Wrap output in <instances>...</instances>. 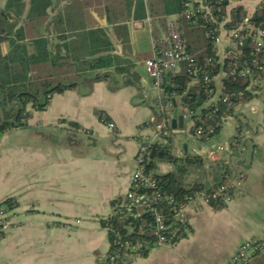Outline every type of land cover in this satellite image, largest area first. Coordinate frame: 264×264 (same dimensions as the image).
Segmentation results:
<instances>
[{"label": "crops", "instance_id": "0c3cea01", "mask_svg": "<svg viewBox=\"0 0 264 264\" xmlns=\"http://www.w3.org/2000/svg\"><path fill=\"white\" fill-rule=\"evenodd\" d=\"M260 1L230 0L227 15L239 6L249 17ZM7 3L0 0V16ZM23 3L19 17L10 12V23L19 26L26 20L30 0ZM168 16L128 22V41H123L107 24L103 7L89 9L87 21L112 30L108 35L114 53L124 58L137 82L125 85V75L115 77V84L113 80L89 84L80 80L76 89L54 94L46 110L28 106L30 117L25 126L0 133V206L8 205L3 204L8 199L16 205L10 216L12 226L0 237V264H99L108 254L102 220L129 190L139 142L153 137L147 124L150 118L163 119L145 61L165 36ZM49 39L58 44L56 34ZM10 49L9 41L2 42L0 56ZM173 100L184 114L182 105ZM172 112L173 103L166 113L171 116ZM186 122L190 124L187 130ZM108 123L114 125L113 130ZM192 126L190 119H184V129H170V136L160 144L171 140L173 153L184 157L231 144L234 138L242 143L224 151L219 163L204 160L202 174L191 170L185 177L188 188L198 180L211 184L221 165L233 167L232 179L239 173L244 177L234 182L232 200L223 208L187 206L190 233L174 246L154 248L132 264H228L243 242H264V89L236 106L234 115L210 142L192 137ZM155 164L157 175L174 171L170 162Z\"/></svg>", "mask_w": 264, "mask_h": 264}, {"label": "trees", "instance_id": "16d2710c", "mask_svg": "<svg viewBox=\"0 0 264 264\" xmlns=\"http://www.w3.org/2000/svg\"><path fill=\"white\" fill-rule=\"evenodd\" d=\"M186 2L187 0H30L26 20L18 26L15 22L10 23L9 17L10 12L18 17L22 14L23 0H8L4 15L0 16V44L7 40L11 48L8 54L0 56V133L9 128L25 126L30 117L28 106L31 105L36 111H44L54 94L76 89L80 80L87 84L113 80L112 83L115 84V77L125 75V85L137 82L136 75L125 65L124 58L114 53V45L107 29L90 25L87 21L86 15L91 7H103L107 24L123 41H128V22L180 13ZM228 4L229 0H207V5L213 6L215 10L221 8L213 13L218 21L227 19ZM247 18L257 29L264 28L263 8H257L248 17L239 6L231 10L230 19L225 25L236 28ZM160 21L163 23L161 18ZM181 23L187 49L192 52L200 51L197 63L209 70L211 77L217 76L221 71L229 72L228 62L225 60L223 66L218 61L212 51V39L206 37V33L216 25L204 20H199L198 24L192 26L186 24L184 19ZM50 34L57 35L58 44H52ZM245 52L250 60L249 65L253 67L252 48L247 45ZM254 56L264 66V53ZM210 57L214 59L211 66L207 64ZM256 74L258 73H255L257 77ZM261 76L264 77V74ZM221 77L220 81L224 86L222 93L234 95L230 100L234 105L244 104L256 96L254 92L247 90L250 77L244 78L238 73ZM216 86L215 80L206 85L201 77L198 83L191 84L188 67L184 65L177 73L168 75L164 85V103L170 108L172 100L176 99L183 108L185 106L194 122L190 134L197 136V130L201 128L199 141L203 143L215 138L226 118L235 113V108L229 107L221 99L217 102L216 111L212 105L207 104L212 97L210 91L215 90ZM240 92L243 96L237 100L236 95ZM98 115L103 118L104 114L99 112ZM209 128L214 129L212 134L208 133ZM240 143V138H234L231 147L234 149ZM152 158L154 161L145 168L148 172L155 169V162L158 161L174 165L173 172L155 175L162 194L172 197L175 206L183 204L188 194L204 189L206 184L200 180L190 188L185 183V177L191 170L195 174H202L205 170L204 160L200 156L189 154L177 157L173 153L171 140L168 139L166 144L153 146ZM218 170L219 173L212 181L215 187L227 182L234 173L233 167L228 165H221ZM231 192L230 190V194ZM5 203L9 208L16 206L11 199L5 200L3 204ZM174 205L167 200L159 203L168 222H174ZM225 205L219 197L210 206L221 209ZM154 219L150 213L134 212L126 218L108 217L102 220V225L118 226L120 221H124L133 227V238H149ZM253 264H264V257Z\"/></svg>", "mask_w": 264, "mask_h": 264}, {"label": "built area", "instance_id": "2783aa9c", "mask_svg": "<svg viewBox=\"0 0 264 264\" xmlns=\"http://www.w3.org/2000/svg\"><path fill=\"white\" fill-rule=\"evenodd\" d=\"M238 2V0H232ZM227 5V9L230 7ZM235 8V7H234ZM257 8L264 9V0H261ZM215 10L213 6L207 5V0H187L184 10L180 13L166 17V34L154 45L153 56L145 61V69L148 77L157 90L158 111L165 114L169 108L165 103L164 85L168 75L177 73L182 65L187 66L191 77V84L199 82V77L203 79L206 85L215 80L216 89H211L212 97L208 105H212L217 110V102L221 99L229 107L240 106L230 101L234 95H224L222 93L223 84L221 76L239 74L244 78H251L247 90L259 94L264 89V66L260 64L254 54L264 53V28L257 29L249 19L244 20L236 28H228L224 21H218L213 15ZM182 19L189 26L198 24L199 20H204L216 25L212 30L206 33V37L212 39V51L218 57V61L224 66L225 60L228 62L229 72L221 71L217 76L211 77L210 71L204 69L197 63V55L200 51L192 52L186 47L183 37ZM251 47L253 56L252 66L249 65L245 48ZM214 59H207V64L211 66ZM257 77L255 76V73ZM261 74V75H260ZM243 94L237 93V100L241 99ZM184 118L190 119V113L184 106ZM228 118V117H227ZM226 118V119H227ZM192 121V119H190ZM202 121V120H201ZM226 121V120H225ZM153 130V137L148 140H140L138 152L136 154V170L130 175V186L126 195L117 199L112 206L110 216H120L126 218L128 215L139 213H150L154 216V225L149 238L136 236L133 238V227L120 221L118 226L107 225L105 230L109 240V252L100 261L99 264H132L137 257L145 256L154 248L164 246H174L178 241L184 238V233H190L189 226L185 219V209L187 206H197L201 204L211 205L217 198L221 197L225 204L232 200L235 189L234 182L244 177L239 173L235 179H228L220 186H213V183L206 184L204 189L196 190L185 196V202L179 206L174 205V199L170 196H164L159 187V181L154 171H146V165L154 161L152 150L155 144L171 134V130L166 127L165 120L162 117L152 116L147 123ZM194 125V122L192 121ZM110 129H114L112 123H108ZM201 128L197 130L196 140H199ZM213 128L208 129L212 134ZM193 137V136H192ZM208 140L205 143L210 142ZM231 144L217 145L208 148L204 152H198L197 155L209 163H219L221 154L229 151ZM243 148L241 147V150ZM230 190L232 191L230 194ZM167 200L169 204L174 205V222H168L166 216L162 213L159 203ZM12 208L7 205L0 206V237L11 226ZM107 217V218H108ZM106 218V219H107ZM70 228V227H69ZM264 257V242L257 239H249L238 248L235 254L230 258L228 264H253L255 260Z\"/></svg>", "mask_w": 264, "mask_h": 264}, {"label": "water", "instance_id": "95a60500", "mask_svg": "<svg viewBox=\"0 0 264 264\" xmlns=\"http://www.w3.org/2000/svg\"><path fill=\"white\" fill-rule=\"evenodd\" d=\"M172 103H173V112L171 116H169L167 113L163 115L166 127L171 130H183L184 119H185L184 114L178 112V108L174 100H172ZM240 125L242 128V124Z\"/></svg>", "mask_w": 264, "mask_h": 264}, {"label": "rangeland", "instance_id": "374dc122", "mask_svg": "<svg viewBox=\"0 0 264 264\" xmlns=\"http://www.w3.org/2000/svg\"><path fill=\"white\" fill-rule=\"evenodd\" d=\"M97 8H98L97 6H93V7H91L90 9H97ZM108 33H109L110 36H111V35H112V30H111V29H108ZM152 94L156 96V91H153ZM180 110H181L182 112H184V111L182 110L181 107H180ZM189 126H190V124H189L188 122H186V123H185V129L187 130V129L189 128ZM255 261H256V260H255ZM254 263H255V262H254Z\"/></svg>", "mask_w": 264, "mask_h": 264}]
</instances>
